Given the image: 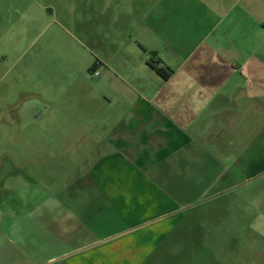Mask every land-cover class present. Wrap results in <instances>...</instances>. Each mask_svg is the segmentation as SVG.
Returning <instances> with one entry per match:
<instances>
[{
    "label": "crops",
    "instance_id": "crops-1",
    "mask_svg": "<svg viewBox=\"0 0 264 264\" xmlns=\"http://www.w3.org/2000/svg\"><path fill=\"white\" fill-rule=\"evenodd\" d=\"M185 1L118 4L124 16L93 37L51 20L86 69L98 64L84 113L49 107V152L84 156L67 167L76 175L49 178L40 211L31 181L7 180L0 162V264H155L198 211L264 168V0Z\"/></svg>",
    "mask_w": 264,
    "mask_h": 264
},
{
    "label": "rangeland",
    "instance_id": "rangeland-1",
    "mask_svg": "<svg viewBox=\"0 0 264 264\" xmlns=\"http://www.w3.org/2000/svg\"><path fill=\"white\" fill-rule=\"evenodd\" d=\"M100 4H105L107 13L98 14ZM118 4L132 9L131 4L189 2L0 0V162L6 163L7 180L31 181L22 190H36L39 211L49 209V178L60 183L62 177L76 175L79 170L67 167L84 156L77 151L49 152L54 143L49 134L52 127H59L49 120L50 103H72L71 107L66 103L59 107L76 118L85 112L78 106L81 85L98 79L85 68L70 34L76 35L78 28L91 37L98 34L99 24L109 27L110 20L124 16L117 12ZM20 7L27 8L28 17L22 21L17 15ZM54 18L72 22L66 26L70 34L57 30V22H51ZM14 35L22 38V51L15 45ZM69 85L73 86L70 91L66 89ZM251 172L257 174L198 211L190 224L170 239L155 264H264V168L246 169V178Z\"/></svg>",
    "mask_w": 264,
    "mask_h": 264
},
{
    "label": "trees",
    "instance_id": "trees-1",
    "mask_svg": "<svg viewBox=\"0 0 264 264\" xmlns=\"http://www.w3.org/2000/svg\"><path fill=\"white\" fill-rule=\"evenodd\" d=\"M150 66L155 70V72L159 76H161L165 80L169 79L170 76H171V74H172V71L169 68H167V67H164V66H156V65H154L152 63L150 64ZM93 69H94V67L91 68L89 71H92Z\"/></svg>",
    "mask_w": 264,
    "mask_h": 264
},
{
    "label": "built area",
    "instance_id": "built-area-1",
    "mask_svg": "<svg viewBox=\"0 0 264 264\" xmlns=\"http://www.w3.org/2000/svg\"><path fill=\"white\" fill-rule=\"evenodd\" d=\"M96 66L98 67V64H97ZM97 67L91 71V73H92L95 77H98L99 74H100L99 71H98V68H97Z\"/></svg>",
    "mask_w": 264,
    "mask_h": 264
}]
</instances>
